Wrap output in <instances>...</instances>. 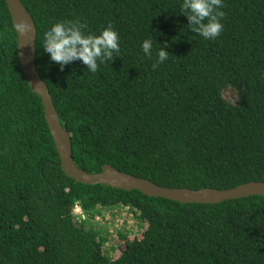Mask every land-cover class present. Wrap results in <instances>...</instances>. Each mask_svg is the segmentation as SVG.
Returning <instances> with one entry per match:
<instances>
[{
  "label": "trees",
  "instance_id": "obj_1",
  "mask_svg": "<svg viewBox=\"0 0 264 264\" xmlns=\"http://www.w3.org/2000/svg\"><path fill=\"white\" fill-rule=\"evenodd\" d=\"M20 1L36 29L37 72L80 170L109 165L194 191L264 182V0H222L213 40L191 32L182 0ZM62 20L96 34L111 23L119 53L95 74L80 61L60 71L41 36ZM145 39H153L151 56ZM165 42L170 55L153 68ZM228 89L237 104L224 98ZM76 205L85 220H76ZM117 206L145 229L120 235L110 259L107 236L86 226L98 208ZM0 264H264V197L182 204L66 176L0 0Z\"/></svg>",
  "mask_w": 264,
  "mask_h": 264
},
{
  "label": "water",
  "instance_id": "obj_2",
  "mask_svg": "<svg viewBox=\"0 0 264 264\" xmlns=\"http://www.w3.org/2000/svg\"><path fill=\"white\" fill-rule=\"evenodd\" d=\"M5 2L13 26L20 21L27 25V31L23 36L15 30L19 61L30 88L41 98L44 117L59 155L60 167L66 176L84 185L101 184L123 191L136 190L149 197L164 198L182 204H219L227 200H238L251 196L264 197V182H249L227 190L204 188L194 191L186 188L157 186L148 180L119 172L109 165H104L98 174H88L76 167L72 158L70 136L60 125L48 88L35 66L36 29L34 22L20 0H5Z\"/></svg>",
  "mask_w": 264,
  "mask_h": 264
},
{
  "label": "clouds",
  "instance_id": "obj_3",
  "mask_svg": "<svg viewBox=\"0 0 264 264\" xmlns=\"http://www.w3.org/2000/svg\"><path fill=\"white\" fill-rule=\"evenodd\" d=\"M222 7V0H182L180 13L188 21L187 26L191 32L199 34L204 39L213 40L223 29L220 22L224 15L220 10ZM13 27L22 36L27 31V25L23 21ZM119 41V34L111 23L96 34L86 32L85 25L78 20H62L44 29L41 47L60 71H63L66 65L80 61L89 73L95 74L101 64L112 61L113 54L119 53ZM140 46L145 56L152 55L153 39L143 40ZM167 47L168 44L165 42L156 50L153 68L168 59L170 54L165 50Z\"/></svg>",
  "mask_w": 264,
  "mask_h": 264
},
{
  "label": "rangeland",
  "instance_id": "obj_4",
  "mask_svg": "<svg viewBox=\"0 0 264 264\" xmlns=\"http://www.w3.org/2000/svg\"><path fill=\"white\" fill-rule=\"evenodd\" d=\"M229 102L237 104L235 90L228 89L223 94ZM85 220V219H84ZM96 230L99 235L107 236L102 252L110 259L119 256V247L123 242L120 235H126L129 239L140 235L145 226L137 219L136 214L129 207L117 206L109 209L98 208V215L86 226Z\"/></svg>",
  "mask_w": 264,
  "mask_h": 264
},
{
  "label": "built area",
  "instance_id": "obj_5",
  "mask_svg": "<svg viewBox=\"0 0 264 264\" xmlns=\"http://www.w3.org/2000/svg\"><path fill=\"white\" fill-rule=\"evenodd\" d=\"M73 214H74V216H75V218H76V220H77L78 222H80L81 220H84V219H85V216H84V214H83L81 208H80L78 205H76V206L74 207V209H73Z\"/></svg>",
  "mask_w": 264,
  "mask_h": 264
}]
</instances>
